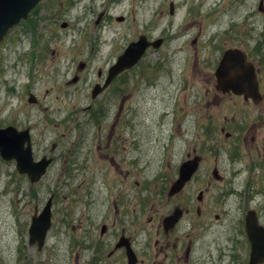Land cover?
Listing matches in <instances>:
<instances>
[{"label":"rangeland","instance_id":"obj_1","mask_svg":"<svg viewBox=\"0 0 264 264\" xmlns=\"http://www.w3.org/2000/svg\"><path fill=\"white\" fill-rule=\"evenodd\" d=\"M258 4L41 0L5 33L0 126L29 127L34 156L47 153L53 161L31 182L14 160L0 157V264H93L94 257L106 264L108 248L96 253L92 247L121 228L137 237L140 252V233L155 234L168 209L158 176L170 174L191 147L202 156L185 190L192 197V227L180 224L173 232L193 238V264H217L220 256L222 264H231L236 254L243 256L237 240H246L247 209H255L264 224V0L262 9ZM140 34L162 42L91 97L94 83ZM227 47H240L257 67L261 102L215 94L214 69ZM30 92L35 102L27 100ZM238 121L248 130L236 146ZM99 122L101 136L112 129L113 150L103 137L93 138ZM78 123L84 127L82 150ZM199 189L204 200L198 214ZM49 195L51 224L38 249L28 243L27 230L35 206L39 212ZM102 221L108 226L103 237Z\"/></svg>","mask_w":264,"mask_h":264},{"label":"water","instance_id":"obj_2","mask_svg":"<svg viewBox=\"0 0 264 264\" xmlns=\"http://www.w3.org/2000/svg\"><path fill=\"white\" fill-rule=\"evenodd\" d=\"M40 0H0V40L9 28L17 24L21 19L27 18L30 10ZM173 3L169 4V12L173 11ZM258 7L262 8V0H259ZM122 17L120 16L119 19ZM62 22L61 26H65ZM162 38L148 39L145 34H140L134 40L128 42L122 52L117 55L106 72L102 83L96 82L91 88V97H95L102 91L111 80L123 70L135 65L146 49L158 46ZM84 62H79L78 67L82 68ZM215 87L222 92L231 91L251 97L254 101H259L261 93L259 91L258 79L255 65L247 59L246 53L240 47L225 48L215 67ZM77 76L71 79L75 81ZM29 102H35L36 96L30 92L27 97ZM0 156L5 160H14L15 167L20 173H25L31 182H35L46 172L48 165L52 162V156L42 155L35 158L33 155L31 135L28 127L17 128L13 124L0 126ZM200 157L194 154L183 160L179 166V174L171 183L168 193L173 194L180 190L184 183L190 179L197 170ZM52 195H49L39 213L31 216L28 226V243L36 244L41 248L45 242L46 233L51 224ZM180 216V209L175 208L172 214L164 218V226H172ZM244 228L250 243V252L247 264H259L264 261V224L259 221L255 209L249 208L245 213ZM120 240L116 245L121 244ZM128 263L135 262V254L132 248L126 246Z\"/></svg>","mask_w":264,"mask_h":264},{"label":"flooded vegetation","instance_id":"obj_3","mask_svg":"<svg viewBox=\"0 0 264 264\" xmlns=\"http://www.w3.org/2000/svg\"><path fill=\"white\" fill-rule=\"evenodd\" d=\"M250 62L252 61L250 60ZM255 69H256V75H257L258 69L256 66H255ZM98 73H99L98 75L101 76V69L98 70ZM214 77H215V74H214ZM257 79H258V85H259L258 75H257ZM214 87H215V84H214ZM214 89H215V92L217 91L215 94H218L220 92L222 94L224 93L233 94V96L238 98V100L242 104L250 103V102L259 103L263 100V95L261 92H260L261 98L259 101L256 102L251 97H245L244 94H241V93H234L231 91L222 92L221 90H217L216 87ZM259 91H260V87H259ZM90 116L93 117V114L91 112H90ZM76 129L79 132L77 134V141H78V147H79L78 149L82 150V145H83L82 141H85L84 132H83L84 127L81 123H78L76 126ZM101 129H102L101 124L99 122L97 126L98 133L97 134L95 133L93 135V138L95 137L99 141L103 137L105 140V144H104L105 147L109 146V149L113 150V143H110V139L112 137V129L106 134L107 138L105 134L101 136L102 135ZM221 130H224V127H221ZM246 130H248V126L242 125L241 121H238L235 123L233 131L235 135L236 146L240 144L242 137H245ZM228 134L230 135V132H227V135ZM121 135L122 133L120 132L118 136H121ZM251 139L252 141L256 140V135L255 134L252 135ZM263 141H264V136H263ZM53 148H54V145L51 149ZM44 154H46L47 156L49 155L47 153H44ZM194 154H197L201 160L202 156L196 153V148L191 147V150L187 149L185 151V157L181 159L179 164L176 165L171 170L170 174L164 173V175L160 174L158 176L160 179V183H161L159 194H161V196L164 197L166 203L168 204V209H167V212L162 215V217L160 215L159 222L156 224L155 234L140 233V252L136 245L137 244L136 241H138L137 237L133 236L132 234H126L123 228H121L119 232H116L112 234L111 236H109L106 240H103L102 243L99 242V244L92 247L96 253L98 252L102 253L105 248H108L107 256L111 258V261L106 262V264H129L128 257L126 254V246L128 245L132 248L135 254V262L133 264H193V258H194L192 255L193 243H194L193 238L189 236V232L174 233L173 231L174 230L178 231L180 224H183V225L189 224V227H192V219L191 218L189 219V210H191L190 204L192 203V197L189 195V193H186L185 190L192 183L193 177L196 174L197 170L199 169V165H198L197 170L192 174L190 179H188L184 183V185L182 186L180 190H178L177 192L173 194H169L168 190H169L171 183L175 180V178L179 174V166L181 162L187 159L188 157H192ZM51 156H52V161H53V155ZM104 157H108V161L110 160L109 162L114 163L113 155L106 153ZM200 160H199V163H200ZM116 162H118L116 163V166L118 167L119 161L116 160ZM203 172L206 173L207 171H203ZM216 174L218 175V177L222 176L218 173V171ZM23 175H26V174L23 173ZM209 182H210V179L207 180V183ZM165 193L166 195L164 196ZM196 199L198 202L196 203L195 208H196V212L199 214L201 212L199 202L204 200L203 191L201 189H199L196 195ZM172 201H175V202L172 203ZM169 203H172L173 205L170 206ZM175 208L180 209V216L172 226H169L166 228L164 226V218L167 215L172 214ZM34 213H39L37 212L36 206H35ZM244 223H245V219L243 222V228H244ZM107 227H108L107 223L105 221H102L100 225V236L101 237H103V235L106 234ZM244 232H245V228H244ZM245 235H246V240L242 241V243L240 242V240H237V243L240 245V247H243V256L236 254L233 257L231 264H247L248 262L249 252H250V243L247 238L246 232H245ZM120 240H122L123 242L121 244L116 245ZM232 247L234 249H237V244L234 243ZM245 256L247 259L242 263L241 259L244 258ZM94 259L95 260L90 261L93 264H103L104 262V260H102L101 258H99L97 261H96V257H94ZM221 260H222V257L220 256L217 264H222Z\"/></svg>","mask_w":264,"mask_h":264}]
</instances>
